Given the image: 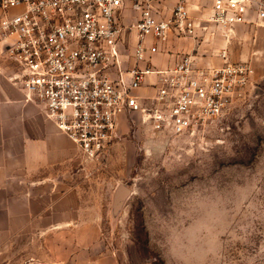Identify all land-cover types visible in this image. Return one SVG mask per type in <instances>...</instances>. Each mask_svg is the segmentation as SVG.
Segmentation results:
<instances>
[{
    "label": "rangeland",
    "instance_id": "1",
    "mask_svg": "<svg viewBox=\"0 0 264 264\" xmlns=\"http://www.w3.org/2000/svg\"><path fill=\"white\" fill-rule=\"evenodd\" d=\"M139 17L128 8L126 24ZM200 40L183 52L220 64L226 50L229 61L253 65L247 98L185 135L155 133L138 112L121 116L107 160L78 152L62 210L78 223L31 243L46 263L61 247L63 261L78 250L80 264L93 256L105 264H264V27L242 25L230 39L215 30L206 48H193ZM135 43L133 33L127 54ZM120 186L129 194L116 209Z\"/></svg>",
    "mask_w": 264,
    "mask_h": 264
},
{
    "label": "built area",
    "instance_id": "2",
    "mask_svg": "<svg viewBox=\"0 0 264 264\" xmlns=\"http://www.w3.org/2000/svg\"><path fill=\"white\" fill-rule=\"evenodd\" d=\"M167 1L0 0V45H7L0 54L13 66L9 79L87 161L108 159L127 113H140L155 133L185 135L248 96L254 67L229 61L226 50L220 64L188 52L167 66L155 58L171 52L163 44L172 33L199 35L200 47L215 30L230 39L240 25L264 27V0H211L195 11L191 0H173L166 15ZM127 8L140 15L130 25L122 17ZM127 29L136 35L130 54L120 45Z\"/></svg>",
    "mask_w": 264,
    "mask_h": 264
},
{
    "label": "crops",
    "instance_id": "3",
    "mask_svg": "<svg viewBox=\"0 0 264 264\" xmlns=\"http://www.w3.org/2000/svg\"><path fill=\"white\" fill-rule=\"evenodd\" d=\"M191 2L193 11L209 4L206 0ZM167 4L171 7L173 0H168ZM127 11L128 8L122 13L125 24L129 22ZM133 33L125 30L120 45L130 43ZM189 39L170 34L163 45L171 52L157 56L156 65L175 62L178 53L190 46ZM201 45L192 47L203 49L207 43ZM12 68L0 54V264H80L78 250H70L71 260L63 261L61 247L58 251L54 249L49 253L54 255L51 262L46 263L41 252L31 248V243L46 239L48 230L57 238L58 229L78 223L73 218L63 219L62 210L64 187L70 183L79 149L47 117L39 103L26 100L21 88L9 79ZM145 90L143 88L142 92ZM72 190H66V195ZM34 227L49 228L32 234ZM57 252L60 253L57 255ZM104 258L93 256L82 264H105Z\"/></svg>",
    "mask_w": 264,
    "mask_h": 264
},
{
    "label": "water",
    "instance_id": "4",
    "mask_svg": "<svg viewBox=\"0 0 264 264\" xmlns=\"http://www.w3.org/2000/svg\"><path fill=\"white\" fill-rule=\"evenodd\" d=\"M6 44H4L2 46V50L6 48ZM129 194V191L128 189H126L124 186H120L118 191H117V195H116V209H118V204H119V201L122 199V198H125L127 195Z\"/></svg>",
    "mask_w": 264,
    "mask_h": 264
}]
</instances>
